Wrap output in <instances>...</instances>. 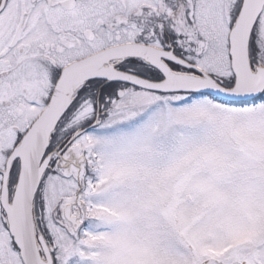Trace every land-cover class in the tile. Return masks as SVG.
Instances as JSON below:
<instances>
[{
  "label": "snow or ice",
  "instance_id": "6c2138e0",
  "mask_svg": "<svg viewBox=\"0 0 264 264\" xmlns=\"http://www.w3.org/2000/svg\"><path fill=\"white\" fill-rule=\"evenodd\" d=\"M0 264H264V0H0Z\"/></svg>",
  "mask_w": 264,
  "mask_h": 264
}]
</instances>
